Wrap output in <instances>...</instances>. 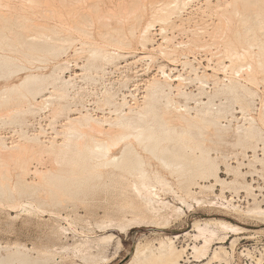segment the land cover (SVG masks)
I'll return each instance as SVG.
<instances>
[{
    "label": "rangeland",
    "instance_id": "rangeland-1",
    "mask_svg": "<svg viewBox=\"0 0 264 264\" xmlns=\"http://www.w3.org/2000/svg\"><path fill=\"white\" fill-rule=\"evenodd\" d=\"M10 1L11 3L13 2V5H23V3H21L23 0ZM89 1L90 0H87L86 6L92 3V0L90 1V4ZM141 1L142 0H103L101 6L105 12L111 10H113V12H127L140 5ZM145 1L146 0H144V3H146ZM25 2L26 1H24V3ZM233 2L234 0H192L191 2L187 1L186 4H182L180 7L172 6L169 8L170 10L168 9V12L173 14L170 19L171 21H168L167 24L155 22L153 28H151L153 30H150V41L147 40L149 42L146 41V45L142 43V41L145 40V38H143L144 33L141 31L142 28H140L139 31L137 30L135 34L128 35L130 38L129 40L131 41H129L131 43L129 47L126 45L118 46L101 38L98 32L99 25L98 22H96L90 29L92 31L91 35H85L73 31V36L77 42H73L71 46L70 44H67L66 49L58 56L54 57L49 53H41L42 55H37L36 57L42 56V58L39 59V61L35 59L32 63L28 62L29 57H24L21 52L13 53V56L16 57L15 59L17 60L19 57L18 60H21L22 62L17 63L14 67L12 66V69L14 68L15 70H18V73L10 74L9 70H11V68L8 69L6 74L2 73V77L0 76V90L3 87L19 82L23 77L30 73L44 75V80L47 76L51 75V73H57L55 75H58L59 73L66 81V85L62 90L55 91L52 82L54 79L56 80V77H48V80H46L47 83H45L47 88L38 96V100L41 101L43 98H48L52 94L56 95V93H63L62 98L58 101L56 100L57 102H55V107L53 106L54 108L52 105H47L41 109L39 107L37 109L33 108L30 111L25 110L24 108L26 112H22V110L16 114H10L12 117L7 115L9 117L4 116V119L0 118V143L6 145L7 150L8 148L13 149L14 147L28 144L31 140H33V142L36 140L40 141L35 142L36 147L39 150H41L40 148H42V151L49 148L45 153L42 151L40 152L39 156H41V159L38 157V159H33V162L31 161L30 174L28 173V175H26L27 180H29L28 182H37L39 180L35 173L36 169L46 170L52 168L54 165L69 169L75 168L80 145H78V131L67 133L66 127L71 122L78 119L83 122L84 117H88L97 120L104 125L105 128H109L110 123H116L117 120L123 119L127 114L130 118L134 119L143 117L144 112L142 109H144L148 103L154 102L157 106H162L166 101V95H169L179 104L189 105L190 113L192 115H196L198 112L200 106L198 102L200 100L208 101L209 97L212 96V105L215 109H217L218 106L220 107V104L224 102V106L221 107H224L225 111L222 112V117L219 121V124L222 126V139L218 140L215 138L211 133L212 130L206 131L205 134L199 138L203 140V146L207 148L208 154L215 160V163L219 168V174L227 184L225 185V189H222V184L219 182L217 183L212 177L199 178L197 184L192 185V191L196 192L194 193V196L203 198L207 202L203 203L204 205H198L197 202L194 200L191 201L192 199L190 198V201L192 203L194 202L192 204L193 206L189 207L186 204L184 206V204L179 201L180 195L185 196L187 200H189V198L181 189V185H179L180 180L178 175H171L172 173L170 169L163 166L158 160L153 158L150 154L145 153L144 150L139 147L138 150L141 154L147 157L148 169L150 172L154 173V171H159V173L167 179L169 183L168 186L172 189H167L168 187L166 186L167 188H165V191L168 193L162 192V196L168 201L170 200L171 207L169 208H172V210H174L176 205L182 207V211L179 212V218L174 220L173 218L177 215L172 210L169 212L170 209L168 208L162 210L163 215L161 217H163V219L161 217H158L157 219L155 216L151 218L153 215L149 212L145 213V207H142L145 205L141 204L142 202L140 201L142 200L137 195L138 191L134 186L138 181L137 178H132V176L122 178L120 176V171L105 167V169H101L100 176L90 180V182L81 190L78 191L75 188H71L68 191L69 193H64L66 196L62 194L64 196H61V199L64 201L62 200L63 202L61 205H51L48 201L50 198L48 197L47 199V196H44L41 193H38L37 196L40 198L46 197V201L50 204L48 202H43L45 205L43 203L39 204L38 201H35L34 199L30 200L32 198L25 195L20 196L17 193H15L16 195L14 194L13 198L0 196L1 253L6 254L8 251L20 247L24 250L26 249V251L34 257L38 256L44 259L46 257V261L43 264H125L130 259L131 253L134 251L135 246L140 240L145 242L146 240H157L163 236L181 235L192 229L193 222L196 219L218 217L227 219L246 227L247 229L245 233L239 235L234 247L231 245L235 235L225 244L226 250L230 255L232 254V259L229 264H264V221L261 222V220L257 218H246L241 216L240 212H236L230 207H227L229 203H231L241 207V210H248V207H253L259 203V205L264 208V163L255 159V153L258 157H264V142L262 140L264 139V133L263 136H258L256 141L249 140L245 143H240L238 141V130L244 125H249L248 117L250 116L256 117L258 126H260L264 132V123L258 119L261 118V115H264V75L260 73L257 76V80L254 82H247L246 79H242V82L247 84L248 87L256 93L255 96L249 97V108L251 110L249 109L250 111L242 112L243 110L240 106L241 103L236 102L232 98H227L223 92H217L218 86L214 85V80H212L211 77L205 82L207 85H201L196 79L195 72L191 69V67L194 66L199 69L198 72L200 71V74H202V72L216 74L218 78H224L223 80H225V83H229V78L234 76L233 72L231 73L232 68L225 69L221 60L219 61V58H223L224 61H222L223 63L225 62L224 64H231V60L227 54H225V46H223L224 40H221L224 39L225 33L224 31L219 30L223 32L221 35L217 32L218 30L214 28L220 25H217V23H219L221 19L225 20V16H222V13H225L223 10L227 9L229 12L233 13V18L237 16L235 14V7H241L242 1ZM262 4L264 7V3ZM146 5L148 8H145L144 12L146 13H144L145 18L143 16L142 25H145L149 21L151 17L150 13L153 11L151 10V6H149V0H147ZM159 5L161 7L162 4L160 3ZM185 5L187 7H185ZM108 7L110 8L108 9ZM36 11L38 12L37 15H32L33 17L35 16L34 18L31 16L34 21L36 20L37 22L40 21V23H45V20H47V23L50 25H52L51 23H54L53 25L61 24L58 18H51V15L44 13L41 9H36ZM36 16H38V18H43V16L45 18L46 16V18L45 20H42L41 18L38 19ZM234 20L236 23L240 22L238 16ZM202 22L204 24H202ZM221 22L223 24V20ZM66 23L64 26L67 27V29L65 30H68L71 26L70 23H67L69 26H67ZM162 25L170 29H167L166 33H162L160 28ZM175 25H177V27L179 26L180 30L175 29ZM183 25L184 28H182ZM196 25H199V27ZM200 26L202 27L200 28ZM16 28L17 27H15V29ZM194 28L195 30H193ZM197 28H199L200 31ZM202 29H206L207 31H202ZM192 30L196 33L194 34L195 36L190 34L193 33ZM214 30L215 32L213 33ZM208 32L213 34L217 33L222 36V38L220 40L213 39L212 37H216V34L212 35ZM65 34L66 33H64V35ZM141 34H143L142 37ZM139 35L140 38H138ZM165 35L170 40L166 41L164 38ZM141 38L143 39L140 40ZM198 39H201L200 41L203 40V42L206 39V41L204 43H194ZM217 41L222 44H219ZM216 42L219 45H215ZM82 43L83 45L84 43L88 45L82 46ZM185 43H193L191 44L192 48ZM200 43L204 46L201 47L202 44ZM142 44L144 46H142ZM160 44H162V47ZM208 45L209 50L206 47ZM211 45H213L214 48ZM157 46H160L163 49H160ZM98 47L108 48L111 53L113 52V56L107 58L103 55L93 57L88 54L87 51L90 50L89 53H91L92 49ZM175 47H178L177 50ZM202 48L206 49L202 50ZM157 49L164 51V53H161V51ZM168 49H172L173 51ZM254 49L257 51L258 47L256 46ZM218 50L222 52L220 56H218L220 52ZM176 51H178V53L173 55ZM223 53L228 58H224L225 56H223ZM17 54H20L21 57ZM209 58L212 60L209 61ZM187 62H189V64H187ZM20 65L21 67L25 66L27 69L25 70V67H23V70L19 69ZM15 67H17V69ZM162 69L165 70L167 76L163 74ZM168 75L169 78H167ZM181 77L184 78L183 80H187L184 82ZM153 79H158L167 83L168 86L162 95L159 94L155 96L154 93H150V84ZM164 80H168L170 83ZM180 80L182 81L183 86H181L180 91H178ZM219 86H223L222 82ZM200 87L204 89L203 92ZM59 102L62 104V107L64 105V108L60 109L61 105L58 104ZM127 122L132 123V120L128 119ZM128 129H130V127ZM96 134L98 133L96 132ZM97 137L102 138L99 134ZM131 140L137 144L134 138H131ZM52 144L55 146L51 147ZM124 145L125 142L117 146V149H112V154L119 155ZM57 161L59 165H57ZM10 176L14 186L17 180L16 173L13 174L12 172ZM12 176L14 178H12ZM12 179L15 180V183ZM131 179H134V181ZM235 179L241 183H248L251 186V191H247L244 187H240V189L239 184L231 186L229 183L235 181ZM213 184H215L214 189L210 191L209 189L211 188H209V186ZM177 187H179L180 191ZM234 187L235 190L233 189ZM206 188L208 189L206 190ZM172 190H176L175 192L180 195L173 193ZM132 194L135 195V197ZM217 197L219 198L217 199ZM5 200H8V202ZM27 200L28 202L30 200V202L33 201L35 204L37 203V207L35 208L36 205L33 202L29 203V206L26 205L25 202H27ZM131 201L135 206H133ZM136 202H140V204ZM210 202H214L212 203L214 205H210ZM20 203L24 204L21 205ZM17 204H20L21 206ZM31 204L34 207H30ZM45 209L47 211H45ZM132 210H134V212ZM164 213L166 215L168 214V216L170 214L171 216L167 217ZM138 216L141 218L139 219ZM167 218H170L168 219L171 221L170 223H168ZM113 220L114 222H111ZM150 220L151 222L154 220L155 223H151ZM121 221L126 224H123ZM71 222L72 224H70ZM120 223L122 224L119 225ZM103 224H105V227ZM109 224L110 226H108ZM66 229L68 232L65 233ZM121 232H124L125 234ZM108 233H113L114 238L112 241L106 242L108 243L106 244L103 241V237ZM194 240L193 236L189 237L183 235V237L176 241V244H178L177 246L180 248L186 247V244L189 247L182 263L207 264V260L202 263L191 261L194 260V257L192 256L193 250H191L190 247L196 242H194ZM88 241H90V243ZM119 242L122 243V247ZM77 243H79V245L75 246ZM216 246L217 245H214V247ZM73 247L75 250L72 249ZM78 247L79 250L82 247L85 248L81 249V251H85L86 254H84V252L82 255L81 251L78 253ZM87 248L90 251H88ZM93 254L96 256L94 257ZM50 257L51 260L48 259ZM107 257L111 261H105ZM47 259L50 261L47 262ZM83 259L86 262H83ZM102 259H104L105 262H103ZM214 262L211 264H226L219 261Z\"/></svg>",
    "mask_w": 264,
    "mask_h": 264
},
{
    "label": "bare ground",
    "instance_id": "bare-ground-1",
    "mask_svg": "<svg viewBox=\"0 0 264 264\" xmlns=\"http://www.w3.org/2000/svg\"><path fill=\"white\" fill-rule=\"evenodd\" d=\"M24 1L26 2L24 3ZM102 1L103 0H92V3L86 6L87 0H23V2L21 1L23 5L17 6V5H13V2L11 3L10 0H0V76L2 77V73L6 74L8 72V69L10 68H11V70H9L10 74L18 73V70H15L14 68L12 69V66L14 67L15 65H17V63H21L22 61L18 60L19 57L16 60L15 59L16 57L13 56V53L21 52L24 55V57H29L28 62H32L35 59L39 61V59H41L42 56L39 57L36 56L42 55L41 53H46V54L49 53L54 57L58 56L62 51L66 49L67 44H70L71 46L73 42H77L75 41L76 39L73 36V31H77L78 33L85 35H91L92 31L90 29L95 25L96 22H98L99 25L98 32L101 38L105 39V41H108L112 44H116L118 46L126 45L129 47L131 45L130 43L131 41L129 40L130 38L128 35L130 34L133 35L137 30L139 31V29L142 28L141 31L144 33L143 38H145V40L142 41V43L146 45L145 42L149 40L150 30H153L151 28H153L155 22H161L163 24H167L168 21L169 22L171 21L170 19L173 14L171 12H168L169 8H171L172 6L180 7L182 4H186L187 1L191 2L192 0H149L150 1L149 6H151L152 8L151 10L153 11L149 10L151 11L150 13L151 17L146 24L144 22L145 25H142V20L144 13H146L144 11L145 8L147 7L146 5L147 0L145 1L146 3H144V0H142L141 1L142 3L140 2V5L134 8L132 7L133 9L127 12L125 11L113 12V10L105 12L101 6ZM238 1H242L241 3L242 6L235 7V14L239 17L240 22L239 23L235 22L234 19L237 16L233 18L232 16L233 13L229 12V10L227 9L223 10L226 13V14L222 13L223 14L222 16H225L224 17L225 20L221 19L220 22L223 20V24L222 22L221 23L219 22L217 23V25L218 24L220 25L214 28L218 30L217 32H219V34L221 35L223 33L221 31H224L225 33L224 39H221L222 36H220L217 33H215L216 37L211 36L213 39H218V40L221 39L222 41L224 40L223 46H225V54H227V56L231 60V64L229 65L224 64L225 62L223 63L224 61L223 58L222 59L219 58V61L221 60V63L225 69L232 68L231 73L233 72L234 76H231L232 78H229L230 79L228 80L229 83H225L224 82L225 80H223L224 78L220 79L216 76V74L208 73V72H204V73L202 72V74H200L199 73L200 71L198 72L199 69L194 66H192L191 69L195 72L196 79L200 82L201 85H205L206 84L205 82L211 77V79L214 80L215 83L213 84L215 86L216 85L218 86L217 92H223V94H225L227 98L229 99L232 98L236 102L243 104V105L240 104L241 109L243 110L242 112H247L251 110L249 108L250 107L249 97L255 96L256 93L252 91L247 84L243 83L242 79L243 78L244 80L246 79L247 82H254L257 80V76L260 73L264 75V7L262 4L264 3V0H234V2H238ZM158 3L162 4L161 7ZM157 4L159 7L157 6ZM185 7L187 6L185 5ZM109 8L110 7H108V9ZM36 9H41L44 13L51 15L52 16L51 18L53 17L58 18L61 24L60 23H59L60 25L57 24L53 25L54 23H51L52 25L48 24L47 20H45L46 16L45 18L44 16L43 18L40 17L42 20L46 21L45 23H40L39 20H38L39 22H37L36 20L34 21L33 18L35 16L33 17L32 15H37L38 12L36 11ZM36 17L38 18V16ZM66 22L70 23L71 26L68 28V30H65L67 29V27L64 26ZM202 24L204 23L202 22ZM67 26H69V24H67ZM175 26H176L175 29L180 30L179 26L178 27L177 25ZM196 26L199 27V25ZM15 27L17 28L15 29ZM201 27L202 26H200V28ZM160 28L162 33L167 32L168 28L166 26L162 25V27ZM182 28H184V25L182 26ZM193 30H195V28ZM204 30L207 31L206 29ZM204 30L202 29V31ZM214 32L215 30L213 31V33ZM64 33L66 34L64 35ZM213 33L211 34L215 35ZM190 34L194 35L196 33H194L193 31V33ZM142 36L143 34H141V37ZM138 38H140V35ZM143 38H141L140 40H142ZM164 38L166 41L170 40L166 35L164 36ZM190 40H194V39H190ZM200 40L201 39H198L194 43H198V42L204 43L206 41V39L204 40V42L203 40L202 41ZM217 42L215 45L222 44L219 42L218 44ZM187 43L185 44L187 46L190 45L189 47L192 48L191 44L193 43H189V44ZM85 45L88 44L84 43L83 45L82 43V46ZM160 45L162 47V44ZM209 45L206 46L207 49L209 48ZM142 46L144 45L142 44ZM203 46L204 45L202 44L201 47ZM256 46L258 47L257 51L256 49H254ZM157 47L163 49L160 46ZM177 48L178 47H175L176 50ZM194 49L196 50L195 47ZM203 49L206 48H202V50ZM168 50H172V49H168ZM89 51H87L88 54L93 57H97L99 55H103L106 58L113 56L112 54L113 52L111 53L110 50L105 47H98L92 49L91 53H89ZM160 51L161 53L162 52L164 53V51L162 50ZM177 53L178 51L173 53V55ZM221 54L222 52L220 51L218 56H220ZM225 54L223 53V56H225ZM228 57L225 56L224 58H228ZM210 60L212 59L209 58V61ZM187 64H189V62H187ZM19 67H18L19 69L23 70V67L25 66L21 67L20 65ZM15 68L17 69V67ZM26 69L27 68L25 67V70ZM162 70H163V74L166 75L165 70L164 69ZM55 74L57 73H53V74L51 73V75L47 76V78L56 77V80L53 78L54 81L52 82V84L54 85V90L55 91L62 90L63 87L66 85V81L59 73L58 75ZM44 77L45 76L41 74L30 73L27 74L25 77H23L19 82L3 87L0 90V118L4 119V116L6 117L7 115L12 117V115L10 114L13 113L16 114L17 112H20L22 110H23L22 112H26L25 110L30 111L33 108L37 109L38 107L41 109L42 107H45L47 105L48 106L52 105L53 107L55 102H57L60 98H62L63 93L62 94L56 93V95L52 94L48 98H43L41 101H39L38 96L41 95L43 91H45V89L47 88L45 86V83H47L46 80L48 79L46 78L44 80ZM167 78H169V75ZM181 79L183 80L184 78L181 77ZM185 80L183 81L185 82ZM164 81H168V80H164ZM221 82L223 86H219ZM179 85L180 87L178 88V91H180L181 86H183L181 80ZM150 86H151L150 93H154L155 96H157L159 94L162 95L165 92V89L168 85L167 83L162 82L158 79H153ZM201 91L203 92L204 89L201 88ZM165 100L166 101L162 106H157L156 103L154 102L148 103L147 106L144 109H142L144 112L143 117H140L138 119L130 118L127 113H124L127 115H125L123 119L117 120L116 123H110L109 128L108 127L105 128V126L99 123L97 120L88 117H84L85 122L84 121L82 122V120L80 119L71 122L66 127L67 133H74L78 131L77 132L79 135L78 145H80L78 149V155L76 158L75 168L69 169L66 167L62 168L54 165L52 166V168L46 170L36 169L35 173L39 178L37 182L35 181L28 182L29 180H27L26 175H28V173L30 174L31 161L33 162V159H38V157L41 159V156H39V154L42 151V148H40L41 150L37 149L35 143L40 141L36 140L35 142H33V140H31L30 143L28 144L19 147H14L13 149L8 148V150L6 145L0 143V196L2 197L6 196L5 198L7 197L13 198L14 194L17 193L20 196L25 195L29 198H32L30 200L34 199L35 201H38L39 204L49 201L51 205H58V204L61 205V203L64 201L63 199H61L62 198L61 196H64L65 195L64 193L66 192L69 193L68 191L71 188H75L78 191L81 190L82 188H84V186H86L90 182V180L100 176L102 168L105 169V167L106 168L110 167L113 170L120 171L121 172L120 176L122 178H125L127 176H132V178L134 177L137 178L138 181L134 186L136 187L135 189L138 191L137 195L142 200L140 201L142 202L141 204L145 205L142 206L145 207L144 209L145 213L149 212L153 215L151 216V218L155 216L158 219V217H161L163 215L162 210H164L165 208L170 209L169 212H171L172 210V208H169L171 207L170 200L168 201L166 198H164V196H162V192L168 193L165 191V188L168 187L167 189L170 190L172 188L168 186L169 183L167 179L163 177L159 173V171H154V173L150 172V170L148 169L147 157L143 156L141 152L138 150V148L141 147L145 153L150 154L153 158L158 160L163 166L170 169L172 173L171 175L173 174L178 175V178L180 180L179 185H181V189L188 196L189 200H187L185 196H181L179 193L175 192L176 190L175 191L172 190V191L173 193H177L180 195L179 201L182 202L184 206L185 204L189 207L193 206L192 204L194 202L193 203L191 202L193 200L197 202L198 205L201 204L204 205L203 203L207 201L204 200L203 198L194 196V193L196 192L192 191V185L197 184V180L199 178L212 177L216 180L217 183L219 182L222 184L223 186L222 189H225V185L227 184V182L223 178H221L219 174V168L218 165L215 163V160L208 154L207 148L203 146L204 145L203 140L199 138L202 137L206 131L212 130V132L211 131L210 132L214 135L215 138H217L218 140L222 139L223 137L222 126L219 124V121L221 120L220 118L222 117L221 116L222 112L225 111L224 107H221L224 106V102L220 104V107L218 106V108L215 109L212 105V96L209 97L208 101L200 100L198 102V104H200L198 108L199 109L198 112L196 113V115H192L190 113L189 105L179 104L174 98H172L169 95H166ZM58 104L61 105L60 109L64 108V105L62 107V104H60V102ZM128 119H131L132 123H128L127 122ZM248 119H249L248 121L249 125H244L241 127L240 130H238L239 131L238 141L240 143H245L249 140L256 141L258 136H263L264 133L263 130L260 128V126H258L255 116H250L248 117ZM258 119H260L261 122L264 123V115H261V118ZM129 127L130 129H128ZM96 132L102 138H98L97 137L98 134H96ZM131 138H134L137 144H135L132 141L133 139L131 140ZM262 140L264 142V139ZM123 142H125V145L123 146L120 154L119 155L112 154V149L121 145ZM53 146L55 145L52 144L51 147ZM48 149L43 150L42 152L45 153V151L47 152ZM255 159L259 162L264 163V157H258L256 153H255ZM57 165H59L58 161H57ZM12 172L13 174L16 173L17 176L16 183L15 180L12 179L14 180L15 183L14 186L10 176ZM12 178L14 177L12 176ZM132 181H134V179ZM229 184H231V186L239 184L240 185V186L238 185L239 188L244 187L247 189V191H251L250 189L251 186L248 183H241L238 182L236 179L235 181ZM214 186L215 184L209 186V188H211L209 190L212 191L214 189ZM177 188L179 189V187ZM207 189L208 188H206V190ZM233 189L235 190V187ZM38 193H41L44 196L46 195L47 199L49 197L51 201L49 199L48 201H46L47 200L45 199L46 197L45 198L38 197L37 196ZM133 196L135 197V195ZM190 198L192 199L191 201ZM218 198L219 197H217V199ZM30 200L29 202L27 200L28 204L27 202H25V204L29 206V203L33 202V201L30 202ZM6 202H8V200ZM140 202H136V203L140 204ZM33 203L35 204V202ZM212 203L214 202H210V205ZM20 204L17 205L21 206L24 203H22L21 205ZM35 205L36 208L37 203ZM31 206L32 204L30 205V207ZM133 206L135 205L133 204ZM227 207H230L236 212H240L241 216H244L246 218H257L260 219L261 222L264 221V208L261 207L259 203L253 207H248V210H241L242 209L241 207H238L231 203H229ZM45 211L47 210L45 209ZM132 211L134 212V210ZM172 211H174V213L177 215L176 216L171 213L172 215L176 216L173 218L175 220L180 217L179 212L182 211V207L176 205L174 210ZM166 216L169 217L171 215L169 214L168 216L167 214ZM138 218L140 219L141 217L138 216ZM161 218L163 219V217ZM168 219L170 218H167L168 223H170L171 221ZM145 220H149V219H145ZM111 222H114V220ZM121 222L123 223V221ZM153 222L155 223L154 220ZM122 223H120L119 225H121ZM70 224H72V222ZM103 225L105 227V224ZM108 226H110V224ZM246 231H247L246 227H243L239 224H236L224 218L208 217L204 219L202 218L196 219L193 222L192 229L184 234L181 235L179 234L174 236H163L161 238H158L157 240H146L145 242L140 240L139 243L135 246L134 251L131 253L130 259L125 264H184L182 263V261L189 247L187 246L186 243H185L186 247H182V248L178 247L177 246L178 244H176V241H178L179 238L183 237V235H187L189 237L193 236V238L195 239L194 242L196 241L194 245L190 247V249L193 250L192 256L194 257V260L191 261L202 263L203 261L205 262V260H207L206 261L207 264H211L214 261H219L221 263L223 262L229 264L232 259L231 256L232 254L230 255L229 252L226 250L225 244L235 235V238L232 240V245H231L234 247L237 243L239 235L245 233ZM66 232H68L67 229L65 230V233ZM113 238H114V234L108 233L103 237V241L105 243L110 242L112 241ZM88 242L90 243V241ZM79 243H77L75 246H78ZM214 245L217 246L214 247ZM120 246L122 247V243H120ZM83 247L81 249H85ZM72 249H74V247ZM81 249L79 250L78 247L79 251L77 250L76 251L80 253ZM88 251L90 250L88 249ZM81 252L83 255L85 251L84 252L81 251ZM84 254H86V252ZM93 256L95 257L96 255L93 254ZM48 259L51 260V257ZM84 259L83 262L85 261ZM50 260H48L47 262H49ZM45 261H46V257L45 259L40 258L38 256L34 257L28 251H26V249L24 250L23 248L20 247H17L15 250L8 251L6 254L1 253L0 250V264H43ZM102 261L105 262L111 260H109L107 257L105 261L104 259H102Z\"/></svg>",
    "mask_w": 264,
    "mask_h": 264
}]
</instances>
